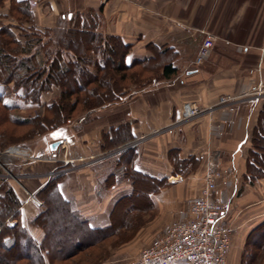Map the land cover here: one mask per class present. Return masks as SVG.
I'll return each instance as SVG.
<instances>
[{
    "label": "crops",
    "instance_id": "crops-1",
    "mask_svg": "<svg viewBox=\"0 0 264 264\" xmlns=\"http://www.w3.org/2000/svg\"><path fill=\"white\" fill-rule=\"evenodd\" d=\"M47 5L43 10L31 8L38 30L53 28L65 15L72 18L76 11L97 8L102 21L99 33L120 37L131 46L127 63H163L173 55L178 70L177 75L167 79L161 77L160 69V78L145 90H132L117 103L99 108L95 116L85 114L80 120L84 125L78 139L71 130L73 122L68 130L57 132L60 138L69 140L73 159L60 183L61 194L77 202L78 210L92 227H110V205L117 197L130 195L133 189L131 183L119 182L125 156L106 152L120 144L117 139L122 130L134 138L145 135L146 142L134 150L133 156L140 159L137 171L152 179L166 178L172 184L156 198L160 216L148 228L149 233L156 232L187 209L188 202L199 193L209 154L219 152L224 172L230 167L235 171L227 215L234 224L229 264H241L250 234L264 224V179L254 184L245 179L252 134L264 96L242 98L230 107L225 118L222 109L216 108L212 120L204 115L175 127L171 124L180 119L185 103L210 107L222 95L236 94L252 85L264 86V0H48ZM6 15L0 9V21ZM207 35L215 37L214 48L203 64L195 65ZM164 49L167 52L158 55ZM75 121L73 126L81 124ZM220 122H224L225 132L216 137L211 126ZM55 142H50L49 148ZM171 150H177L180 159L195 156L200 160L199 167L187 177L174 173ZM20 153L23 158L32 155L29 150L22 149ZM81 156L88 162L79 167L75 162ZM35 165L40 169L38 183L42 186L49 170L44 164ZM21 210L22 222L28 226L38 210L32 204H25ZM29 230L41 243L42 231L33 227ZM145 241L139 238L137 244Z\"/></svg>",
    "mask_w": 264,
    "mask_h": 264
},
{
    "label": "trees",
    "instance_id": "trees-1",
    "mask_svg": "<svg viewBox=\"0 0 264 264\" xmlns=\"http://www.w3.org/2000/svg\"><path fill=\"white\" fill-rule=\"evenodd\" d=\"M13 2L18 7L15 9L23 16L22 19H26L32 27L25 30L22 35L25 40L22 41L10 26H0V84H13L16 89L24 87L27 89V96L34 101H39L42 93L52 85L64 88L59 100L48 105V113L43 120L36 117L20 119L9 116L8 119L15 124L32 125L34 128L31 133L36 134L39 128L42 129L41 133H47L63 126L77 111L81 101L79 97L83 96L85 91H88L89 97L84 100V104L89 109L92 107L90 104L93 103L94 106V100L101 103L98 106L119 100L124 95L127 81L136 79L142 81L141 83L150 84L158 76L160 78V69L161 77L167 79L178 73L173 64L174 57H171L173 55L167 56L163 63L156 61L152 64L147 60L127 63L131 46L125 44L120 37L108 36L98 31L102 22L101 10L89 12L90 16L88 13L74 14L72 18L67 15L61 17L60 23L65 22L66 27L62 35L57 36L53 35L57 28L46 30L44 33L36 29L28 0ZM166 52V49L161 50L158 55ZM91 66L95 68L91 70ZM138 68L140 71L136 70ZM152 71L156 73L155 76ZM111 77L117 78L115 84L111 82ZM85 80L87 84L83 82ZM89 83H96L95 87L88 89ZM99 89H104L105 93L100 94ZM0 104L5 110L13 109L11 105L2 104V98ZM128 135L130 138L131 135ZM12 145L23 147L19 144H9L6 147ZM172 154V157H175L174 165L177 167L174 173H180L183 177L195 171L200 164V160L195 156L180 159L176 150ZM1 163L13 172L4 157ZM133 173L136 180L144 177L142 174L138 176V172ZM145 177L154 180L148 175ZM245 179L250 184L264 179V104L253 130ZM162 180L167 182L166 178ZM151 193L147 194L150 199ZM134 194L135 190L116 201L110 213V227L94 228L88 219L80 215L74 203L64 198L58 188V178H53L39 192L40 197L45 199V209L31 221L32 225L45 230V238L38 244L19 221L21 201L6 180H0V264H45V258L49 264L67 262L70 258L100 245L114 234L119 213L118 205L124 202L123 200L128 201ZM55 226H59L56 232L52 231ZM263 260L264 224L250 234L242 264H261Z\"/></svg>",
    "mask_w": 264,
    "mask_h": 264
},
{
    "label": "rangeland",
    "instance_id": "rangeland-1",
    "mask_svg": "<svg viewBox=\"0 0 264 264\" xmlns=\"http://www.w3.org/2000/svg\"><path fill=\"white\" fill-rule=\"evenodd\" d=\"M33 2H36L37 6H34ZM47 2L48 0H28L30 8H33V7L39 8L41 6L40 10H43L46 7H48ZM15 8H18V7L14 5L13 0H2L0 2V9L4 10L7 13L6 15L7 17L3 18L2 21H0V26H5V25L10 26L13 32L22 41H24L25 39L22 35L25 33V30H28L30 27H32V25L31 23L27 22L26 19L23 20L22 19L23 16ZM95 10L98 11L99 9L86 8L83 11H76L75 14L86 15L89 12L91 13L92 11L94 12ZM91 13H89V16ZM33 25L38 30L37 26L35 25L34 20H33ZM65 27H66V23L63 21H61L60 23L59 21L56 24V26L53 27V28H57L56 30L53 31V35L56 34L57 36H61ZM49 29H52V28H46L44 30H39V31L44 33L46 30H49ZM46 40L48 41V38ZM95 58H98V56H95ZM90 68L91 70H93L95 67L91 66ZM136 70L140 71V68ZM152 73L154 74L153 76L156 75V73H154L153 71ZM75 74H77V72ZM116 79L117 78L113 79V77H111V82L115 84ZM71 80L70 82H72ZM83 82L87 84L86 80ZM141 82H139V80H136V79L134 81L133 80L127 81L126 88L123 91L124 95L121 96V98L128 95L130 92H132V90H142V89L145 90V88H147L150 85V84H144ZM153 82L154 80L152 81V83ZM95 84L96 83H89L87 85V88L92 89L93 87H95ZM256 87L257 85H252L249 88H247V90H250V91L255 90ZM101 89H99L100 94L105 93V91H103L104 89L102 91ZM243 91H245V88L241 89L238 93H241ZM63 92H64L63 87L52 85L50 89L42 93L39 101H34L33 99L29 98V96H27L28 92L26 88L21 87L19 89H16L13 84H5V83L0 84V98H2V104H8V105H11L10 107H13V109L9 111V110L3 109L2 105L0 104V180L2 179L6 180L8 185L14 190L15 194L17 195V197L22 203L21 209L25 204H32L33 206L37 208L38 212L34 217H36L41 211H43L46 205L44 197L42 198L39 195L40 190L50 180L57 177L58 178V188L60 191V183L66 176L65 170L68 167H70L71 165L70 163L73 160L70 157L69 140L63 137L60 138V135H56L57 132L60 130H65V131L68 130L67 126H71L73 122L71 130L73 133L77 134V139H78L82 131V128L80 127L81 126L83 127L84 125L83 123L80 122V120L81 118L84 117L85 114H87V116H91V115L95 116V111H97L99 108L106 106V105H113L119 101V100H116V101H112V102L98 106L100 102L94 100L93 101L94 106L92 103L90 104V106L92 107L88 109V106L84 104V100L87 99V97H89V94H88V91H85L82 94L83 96L79 97L81 98V101H79V104L77 106V111L75 112V114H73V116L70 117V119L63 126L58 127L55 130L48 131L47 133H41L42 129L40 128H39V132H37L36 134L31 133L32 129L34 128L32 125L21 126V125L13 123L12 121L8 119L9 116L10 117L14 116L20 119H31V118L36 117V118H39V120H43L47 116L48 105L52 104L53 102L58 101ZM226 95H231V94H226ZM232 95H235V94H232ZM110 96H112V94H110ZM191 104H195V103H191ZM183 106H182V110H183ZM199 107L206 108V107H201V106ZM204 115H207V114H203L199 118H201ZM199 118H196L194 120H197ZM75 120L81 124L76 123L75 126H73ZM176 122L177 121L173 122L171 124V127L177 126L178 124ZM223 131L225 132V124L223 127ZM121 134L120 136H118V139H117V144L119 142L120 144L108 150L106 154H113V155H118V156L121 154L122 156L123 154L125 155V157L123 156L125 158L123 160V163H124L123 173L119 176V178H121L119 182L125 183V185L127 183H131L132 189H133L132 192L135 190L136 195L134 194L130 199H128V201L123 200L124 202L118 205L117 207V210L119 211L118 220L116 223L114 234L111 235V237L108 240L103 241L100 245L95 246L91 248L90 250H87L86 252H83L82 254L77 255L74 258H70L67 262H61V263L57 262L56 264H131L138 257L140 250H142L151 241V239L161 231V229L165 225L170 223L172 220L177 218L182 212H185L187 210L186 209L180 212L177 217H174L170 221H168L166 224H163L162 228L159 231H156V232L152 231L150 233L148 232L149 226L153 223L154 220H156V218L160 216V212H158V204L156 202V198L163 189L170 188L172 184H170L168 181L167 182L163 181L162 179L150 180L147 177H145V175H147L146 173L137 171L136 167L138 163H140V159L139 157L135 159L138 155L133 156L135 154L134 150H136V148L142 147V145L146 142L145 135H139L136 138L130 136V138H128L129 135L126 133L125 130H122ZM223 134L224 133H222L221 136H223ZM119 137H121V139ZM58 138L61 139L60 140L61 142L65 141L67 145L64 149H62L61 144H60L56 150L52 151L49 148L48 144L53 141L55 142L56 139L58 140ZM134 142L136 143L137 146L133 149H130L128 145ZM9 144H19L23 147L21 148L13 147V145L12 147L10 146L6 147ZM4 147L6 148L4 149ZM121 147H125V148L128 147V150L122 151L120 153H116V151ZM12 148H19L21 151L22 149L24 151L29 150L32 152V155L35 157L31 155L30 157L23 158L22 153L15 154V155L10 154L11 153L10 151L12 150ZM173 151L175 150H171L170 163L173 168V172H175L177 170V167L176 165H174L173 158L175 157H172L174 155L172 154ZM217 154L219 156L218 158H219V167H220L221 156L219 152ZM2 157H4L6 161H8L9 165L12 167L13 172H10L9 170H7V168H5L2 165L1 163ZM66 159L71 160V162L66 163L65 161ZM76 160L77 161L75 162V164L78 165L79 167L84 166L83 164L88 162V160H83L82 156L80 158H76ZM91 161H94V160H91ZM45 162L47 164H45ZM35 164H38V165L44 164L45 166H47L46 167L47 170H49L47 172L48 176H45L44 185L42 186H40V184L38 183L40 180L38 177H39V174H41L39 171L40 169L37 170ZM205 167H206V164H205ZM220 169L224 171L221 167ZM133 172H138V176L142 174L144 175V177L141 176L143 178L140 177L139 179L136 180L135 173ZM204 172H205V168H204ZM42 173L44 174V171ZM224 173H227V172H224ZM37 188L39 190L35 191ZM148 192L149 193L152 192L151 193L152 201L147 196ZM138 194L139 196H137ZM125 196H128V195L123 194L119 198H122V197L125 198ZM64 198L66 200H71L66 197ZM119 198L117 197L112 202V204L109 207L108 212L111 213L112 207L114 206L115 202ZM71 201L74 203L75 208L80 213V211L78 210L77 202H75L74 200H71ZM80 215L83 218L87 219L81 213ZM34 217H32V219ZM21 218H22V210H20L19 221H21V223L24 225ZM32 219L29 220L28 226H25V225L24 226L28 229L29 233H30V230H29L30 227L40 229L42 233L44 234V237H43V240H44L45 230L39 226L32 225L31 224ZM58 227L55 226L52 231L56 232V230L59 229ZM30 235L32 236L31 233ZM139 238L141 239L144 238V241L145 240L146 241L138 245L137 240ZM228 263H229V258H228ZM45 264H49L46 258H45Z\"/></svg>",
    "mask_w": 264,
    "mask_h": 264
},
{
    "label": "built area",
    "instance_id": "built-area-1",
    "mask_svg": "<svg viewBox=\"0 0 264 264\" xmlns=\"http://www.w3.org/2000/svg\"><path fill=\"white\" fill-rule=\"evenodd\" d=\"M37 6L36 2H33ZM41 7V6H40ZM39 7V8H40ZM215 43V37L207 35L198 55L196 65L206 61ZM254 91V92H253ZM264 96V86L258 85L255 90H247L235 94L221 96L216 105L200 108L196 104L186 103L181 111L177 124L190 122L207 114L213 119L216 108L222 109V117H228L230 107L247 96ZM224 122L213 124L211 133L221 137ZM67 143L61 142L64 149ZM136 143L128 145L135 148ZM119 148L116 153L128 150ZM10 154H20L19 148H12ZM217 152L209 154L203 183L197 196L193 197L185 212L165 225L151 241L139 252L136 260L131 264H229L228 258L232 248L234 225L228 219L230 210V190L234 186V169L222 171L219 167ZM66 163L71 160L66 159Z\"/></svg>",
    "mask_w": 264,
    "mask_h": 264
},
{
    "label": "water",
    "instance_id": "water-1",
    "mask_svg": "<svg viewBox=\"0 0 264 264\" xmlns=\"http://www.w3.org/2000/svg\"><path fill=\"white\" fill-rule=\"evenodd\" d=\"M60 144H61V141H57V142L51 144L50 149H51L52 151H54V150L57 149V147H58Z\"/></svg>",
    "mask_w": 264,
    "mask_h": 264
}]
</instances>
